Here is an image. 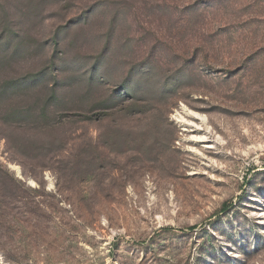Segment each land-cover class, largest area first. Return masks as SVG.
<instances>
[{
    "label": "rangeland",
    "instance_id": "rangeland-1",
    "mask_svg": "<svg viewBox=\"0 0 264 264\" xmlns=\"http://www.w3.org/2000/svg\"><path fill=\"white\" fill-rule=\"evenodd\" d=\"M0 264H264V0H0Z\"/></svg>",
    "mask_w": 264,
    "mask_h": 264
},
{
    "label": "trees",
    "instance_id": "trees-1",
    "mask_svg": "<svg viewBox=\"0 0 264 264\" xmlns=\"http://www.w3.org/2000/svg\"><path fill=\"white\" fill-rule=\"evenodd\" d=\"M17 182H19V181H17ZM13 184H14V182H13ZM15 185H16V183H15Z\"/></svg>",
    "mask_w": 264,
    "mask_h": 264
}]
</instances>
